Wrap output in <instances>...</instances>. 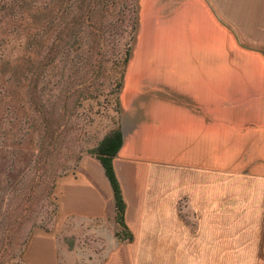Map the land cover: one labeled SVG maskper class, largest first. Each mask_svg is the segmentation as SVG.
<instances>
[{
    "label": "rangeland",
    "instance_id": "rangeland-1",
    "mask_svg": "<svg viewBox=\"0 0 264 264\" xmlns=\"http://www.w3.org/2000/svg\"><path fill=\"white\" fill-rule=\"evenodd\" d=\"M34 1L33 3L41 8L44 18L45 15L49 18L51 9H54L51 17L57 16L59 19L57 18L55 23L60 26L64 22L60 19V13L68 11L64 18L67 20L72 9H75L80 2V0ZM106 1L107 5L100 19V30L90 27L88 30L84 26L82 40L72 47L66 62L63 59L51 69L40 79L38 86H7L3 92H0V99L5 97L12 105L20 103L18 116L22 114L19 117L20 124L9 132L7 140L9 149L3 154L0 152V183L4 184L3 207L10 200L12 206H15L13 196H17L21 191L33 190L39 182L35 179L34 165L29 164V161L41 144L45 128L48 132L52 128L51 131H55V135L62 129L60 124L63 122L62 114L66 110L63 105L66 101L69 122L65 140L59 141L55 150L56 160L66 159L68 150L69 156L80 155L81 159L74 169H70L64 175L74 173L86 157L98 161L89 151L112 131L120 128L123 136L121 123L122 116L125 115L122 105L123 86H153L155 91L157 90L154 86H162L160 87L162 92L167 91L163 81V64L155 61L146 63L144 61L146 55L142 52L155 51L154 46H159L162 38L168 35L169 23L180 25L179 7L183 0H104L103 2ZM25 21L27 22V19ZM33 21L35 20L28 21L25 25L26 39H31V34L37 30L31 29L29 25ZM225 22L220 16V26L225 27ZM89 24L91 25L85 23V25ZM232 32L236 41V51L229 52L227 60L226 52L220 47L219 86H203V99H210L216 103L215 107L205 108V113L207 110L210 111L209 121L212 120L207 123L209 130L205 136L217 137L216 149L213 141L208 144V151L212 145V153L208 157H211L213 165H218L219 176L215 180L214 175L210 177L204 170L201 178L202 194L219 197L220 212H223V216L225 214L234 216L232 209L239 211L238 207L244 205L242 201H234L232 199L234 196L246 197L245 204L251 206L247 212L250 221L253 225L260 222L264 227V199H261L264 194V183L254 178L247 179L248 175L253 173L264 174L259 170L264 164V86H249V77H245L242 72L245 68L241 53L243 42L238 33ZM221 38L223 39V35L220 33V41ZM226 45L230 46L228 43ZM137 52L140 62L144 61L141 67L132 63ZM154 58L150 57V59ZM226 63H229L230 69L226 68ZM87 69L90 70L89 74H95L94 81L92 80L87 86H72ZM67 77L71 83L67 81ZM232 79L233 83L230 82ZM68 83L69 86L66 85ZM80 87L81 93L76 89ZM33 89L40 97L39 103L45 107L49 106L47 115H44L43 108L40 116L32 112L29 92ZM67 95L68 100L65 99ZM16 97H20L21 100L15 102ZM6 118L11 122L14 120L10 115ZM9 126L13 127L14 123ZM56 170L58 171L59 167ZM238 171L249 174L239 177L240 175L235 174ZM152 174H156L157 177L164 175L163 179H170L171 192L178 194L179 197L174 203L180 217L178 228L193 231L198 226L199 220L195 215V204L188 202L186 197L193 195L196 188L173 187L174 184L177 185L180 174L175 169L152 170ZM181 190H184V194ZM55 193L54 188L53 197L57 203ZM157 203L158 207L160 203ZM50 210L51 207L48 205L38 210V220L43 219V227L35 228L30 237L36 230L51 232L55 226L56 214L50 218V214H46V211ZM228 220L233 219L228 218ZM114 223L115 225L111 227L108 221L105 228L101 227L100 234H90L74 225L67 227V223L64 222V225H61L63 231L60 232L63 243L68 249L64 257L76 260L117 258L144 262V264H165L166 260L193 259L200 255L192 244L188 245L187 249L184 248L187 243V236L184 234L182 236L176 234L167 240V236L162 232V219L152 220V227H157L155 230L157 232L154 234L134 235L128 228L132 235L131 240L125 239L124 232L115 221ZM118 233L119 236H116ZM173 238H175L174 242ZM242 238L258 239L256 254L264 260V235L245 234ZM188 242L194 243V236ZM254 246L251 248L253 252ZM259 264H264V261Z\"/></svg>",
    "mask_w": 264,
    "mask_h": 264
},
{
    "label": "crops",
    "instance_id": "crops-1",
    "mask_svg": "<svg viewBox=\"0 0 264 264\" xmlns=\"http://www.w3.org/2000/svg\"><path fill=\"white\" fill-rule=\"evenodd\" d=\"M179 10L180 25L169 23L168 35L159 46H154L155 51L142 52L146 63L163 64L167 91L162 92V86H154L157 91L153 86L122 89L123 142L113 165L126 204L125 223L134 235H148L157 232L152 220L162 219V232L167 240L184 234L187 236L184 248L192 244L200 252L199 257L166 260L165 264H259L264 261L256 254L259 240L242 236L264 235V227L260 222L253 225L250 221L247 212L251 206L245 204L246 197L234 196V201H242L244 205L238 207L239 211L232 209L234 216H223L219 197L203 196L201 178L204 170L210 177L214 175L215 180L219 176L218 165H213L208 157L212 153V145L208 151V144L213 141L216 149L217 137L205 136L209 130L207 123L212 122L208 119L210 111L205 113V108L215 107L216 103L203 99V86H219L220 47L227 60L229 52L236 51L232 31L243 42L242 72L249 77V86H264V0H183ZM220 16L226 21L225 27L220 26ZM132 63L142 66L138 52ZM228 64L226 68L230 69ZM157 169H175L180 173L173 187L196 188L193 195L186 197L195 204L199 220L193 231L178 228L180 217L174 204L178 194H172L170 179L152 174ZM259 170L264 172V164ZM235 174L245 177L249 173ZM248 176L247 179L264 183V174ZM55 192L58 205L55 226L49 233L36 230L19 258L9 264H144L117 258L64 257L68 252L60 233L64 222L67 227L74 225L90 234H100L108 221L111 227L115 225L112 190L98 161L84 158L74 173L57 180ZM193 236L194 243L189 244Z\"/></svg>",
    "mask_w": 264,
    "mask_h": 264
},
{
    "label": "trees",
    "instance_id": "trees-1",
    "mask_svg": "<svg viewBox=\"0 0 264 264\" xmlns=\"http://www.w3.org/2000/svg\"><path fill=\"white\" fill-rule=\"evenodd\" d=\"M33 1L0 0V92H3L7 86H38L40 79L51 69H54L63 59L65 62L68 60L72 47L82 40L84 26L88 30L89 27L100 30V19L107 5V1L104 3V0H80L67 20L64 18L68 11L60 13V19L64 21L60 26L55 23L58 17L56 15L54 18L51 17L54 9H51L49 18H46V15L44 18L41 8ZM25 19L27 22L35 20L29 25L31 29H37L31 34V39L28 38L29 41L25 38L24 28L27 25ZM85 23H91V25H85ZM81 68L83 69V66ZM89 72L90 70L87 69L86 77L83 73L72 86H87L92 80L94 81L95 74H89ZM67 81L69 82V77ZM69 83L66 85L69 86ZM76 89L79 91L81 87ZM39 99L35 89L30 90L29 100L32 112L40 116L41 108H43L44 115H47L49 106L45 107L39 103ZM65 99L68 100V95ZM19 100L21 98L16 97L15 102ZM10 103L5 97L0 99V152L2 154L9 149L7 145L9 132L20 124L19 117L22 115L18 116L20 103L13 105ZM64 107L66 110L62 114L63 122L60 124L62 129L55 135V131H51L52 128L49 132L45 128L41 144L29 161V164L33 163L36 170L35 179L39 181L35 188L28 192L21 191V194L13 196L15 206H12L10 200L3 207L4 184L0 183V264H9L12 260L19 258L32 231L43 227V219L38 220V210L48 205L51 210L46 211V214H50V218L54 217L58 208L53 197L56 180L70 169H74L81 159L80 155L69 156L68 150L66 159L56 160L55 150H57L58 142L65 140L69 122L66 114L67 101ZM8 115L14 118L13 122L6 118ZM11 123H14L13 127L9 126ZM122 142V132L118 128L106 135L89 153L99 161L111 187L114 220L124 232L125 239L131 240L132 235L125 223L126 205L113 165ZM57 167H59L58 171ZM54 170L56 171L53 172ZM116 236H119V233Z\"/></svg>",
    "mask_w": 264,
    "mask_h": 264
}]
</instances>
